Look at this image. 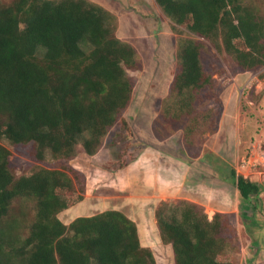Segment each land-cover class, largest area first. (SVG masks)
Here are the masks:
<instances>
[{
  "label": "trees",
  "instance_id": "16d2710c",
  "mask_svg": "<svg viewBox=\"0 0 264 264\" xmlns=\"http://www.w3.org/2000/svg\"><path fill=\"white\" fill-rule=\"evenodd\" d=\"M190 36L178 44V70L164 113L183 119L190 140L204 114L198 92L213 83L200 54L206 39L223 48L241 70L264 65V0H155ZM135 47L116 35V17L91 0L0 2V141L32 144L44 161L70 159L80 145L94 154L110 127L120 122L132 94L127 68H137ZM242 199L260 187L228 168ZM84 178L71 166H33L16 174L0 142V264H156L140 242L138 226L111 208L68 223L59 213L82 199ZM75 194V195H72ZM162 243L175 264H232L221 258L230 244L226 215L206 213L178 200L155 209Z\"/></svg>",
  "mask_w": 264,
  "mask_h": 264
},
{
  "label": "rangeland",
  "instance_id": "374dc122",
  "mask_svg": "<svg viewBox=\"0 0 264 264\" xmlns=\"http://www.w3.org/2000/svg\"><path fill=\"white\" fill-rule=\"evenodd\" d=\"M91 1L115 15L116 35L138 54V67L126 69L133 88L121 115L128 125L115 123L94 154L78 145L70 159L47 155L38 161L31 143L2 138L12 170L26 173L37 164L73 167L84 178L85 191L59 218L68 223L79 215L119 209L136 222L140 242L152 250L156 264L175 263L170 245L160 240L155 209L182 199L208 214L226 215L230 244L223 260L264 264V65L241 70L223 48L198 37L213 83L196 95L204 117L187 140L185 118L171 119L163 109L178 70V44L189 30L167 17L155 0ZM258 6L256 15L264 16V2ZM230 166L259 185L258 197L241 198Z\"/></svg>",
  "mask_w": 264,
  "mask_h": 264
}]
</instances>
